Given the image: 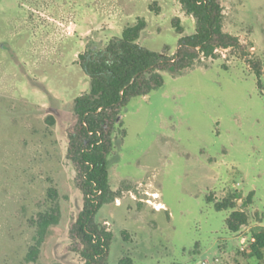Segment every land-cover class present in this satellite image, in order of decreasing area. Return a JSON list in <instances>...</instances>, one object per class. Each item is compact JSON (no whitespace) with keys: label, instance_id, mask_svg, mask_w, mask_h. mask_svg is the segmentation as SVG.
Instances as JSON below:
<instances>
[{"label":"rangeland","instance_id":"1","mask_svg":"<svg viewBox=\"0 0 264 264\" xmlns=\"http://www.w3.org/2000/svg\"><path fill=\"white\" fill-rule=\"evenodd\" d=\"M219 1L224 32L262 77L218 51L163 72L160 90L123 110L108 158L116 199L97 215L113 234L109 264H259L248 256L264 231V0ZM139 20V44L169 56L195 33L179 0H0V264H84L69 235L83 196L67 157L74 101L89 92L79 56ZM226 199L248 220L236 234L231 211L214 207ZM47 212L58 224L42 231Z\"/></svg>","mask_w":264,"mask_h":264},{"label":"trees","instance_id":"2","mask_svg":"<svg viewBox=\"0 0 264 264\" xmlns=\"http://www.w3.org/2000/svg\"><path fill=\"white\" fill-rule=\"evenodd\" d=\"M186 15L195 20V33L178 42L177 52L151 51L139 44L146 22L124 28L121 37L104 48H93L79 56L89 79V92L75 99L73 126L69 130L67 157L75 172V184L83 196V206L71 224L69 235L84 264H109L113 234L97 222L103 205L116 199L110 189L108 158L114 148V132L123 110L135 99L150 96L164 86L163 72L183 73L204 59H217L218 51H232L254 70L260 80L262 66L249 60L246 45L224 32L223 8L219 0H179ZM54 199L56 190H50ZM213 203L212 200H210ZM218 212H229L228 231L236 234L247 218L236 211L234 199L214 203ZM42 231L58 224L57 215L41 213L35 222ZM249 258L264 263V231L254 235ZM41 244L33 246L29 257L36 260ZM118 264H135L125 256Z\"/></svg>","mask_w":264,"mask_h":264},{"label":"built area","instance_id":"3","mask_svg":"<svg viewBox=\"0 0 264 264\" xmlns=\"http://www.w3.org/2000/svg\"><path fill=\"white\" fill-rule=\"evenodd\" d=\"M255 242V239H254V237L252 238V242H251V244H253Z\"/></svg>","mask_w":264,"mask_h":264},{"label":"bare ground","instance_id":"4","mask_svg":"<svg viewBox=\"0 0 264 264\" xmlns=\"http://www.w3.org/2000/svg\"><path fill=\"white\" fill-rule=\"evenodd\" d=\"M162 208V207H161Z\"/></svg>","mask_w":264,"mask_h":264}]
</instances>
